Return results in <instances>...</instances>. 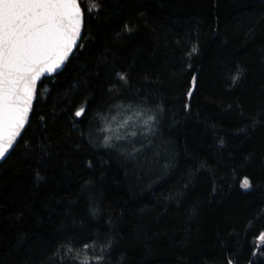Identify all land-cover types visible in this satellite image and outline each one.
<instances>
[{
    "label": "trees",
    "instance_id": "trees-1",
    "mask_svg": "<svg viewBox=\"0 0 264 264\" xmlns=\"http://www.w3.org/2000/svg\"><path fill=\"white\" fill-rule=\"evenodd\" d=\"M79 2L0 163V264H264V0Z\"/></svg>",
    "mask_w": 264,
    "mask_h": 264
},
{
    "label": "snow or ice",
    "instance_id": "snow-or-ice-1",
    "mask_svg": "<svg viewBox=\"0 0 264 264\" xmlns=\"http://www.w3.org/2000/svg\"><path fill=\"white\" fill-rule=\"evenodd\" d=\"M83 19L78 0H0V159L29 121L37 82L68 60ZM85 114V107L75 112ZM258 239L264 242V234Z\"/></svg>",
    "mask_w": 264,
    "mask_h": 264
},
{
    "label": "rangeland",
    "instance_id": "rangeland-1",
    "mask_svg": "<svg viewBox=\"0 0 264 264\" xmlns=\"http://www.w3.org/2000/svg\"><path fill=\"white\" fill-rule=\"evenodd\" d=\"M133 115L134 117H129L121 113L118 117L113 118L110 124L105 122L103 131L107 137V144H111L116 139L128 138L134 134V131L146 127L143 122V114L140 111H135ZM135 126L136 128H134ZM243 185L244 180L241 181V187L245 188Z\"/></svg>",
    "mask_w": 264,
    "mask_h": 264
},
{
    "label": "water",
    "instance_id": "water-1",
    "mask_svg": "<svg viewBox=\"0 0 264 264\" xmlns=\"http://www.w3.org/2000/svg\"><path fill=\"white\" fill-rule=\"evenodd\" d=\"M78 2H79V0H78ZM79 3H80V2H79ZM80 6H81V5H80ZM81 9H82V7H81ZM82 12H83V9H82ZM83 17H84V12H83ZM84 23H85V22H84V19H83V25H82V28H81V34H80V36H79L78 39H77V44H76V46H74V48H73V50H72V53L76 50V48L78 47V45H79V43H80V41H81V39H82L83 31H84ZM72 53L70 54V56L72 55ZM70 56H69V58H70ZM69 58H68V60H69ZM68 60H67V61H68ZM67 61H65V63H64L63 65H61V67L57 70L56 73H58L59 71H61V70L64 68V66L66 65ZM56 73H52V74L45 73V74L41 77V80L37 82V87H38L39 83L42 81L43 78L48 77V76H52V75H54V74H56ZM35 99H36V97H35L34 100H33L32 110H33V105H34ZM32 110L29 112V119H30V116H31ZM28 122H29V121H28ZM27 124H28V123H26L25 128H26ZM25 128H24V129H25ZM24 129L22 130L21 135H22ZM19 138H20V136L17 138V142H18ZM17 142H16V143H17ZM15 145H16V144H15ZM10 152H11V150H10ZM10 152H9V153H10ZM9 153L6 154L5 158L9 155ZM5 158L0 159V163H1Z\"/></svg>",
    "mask_w": 264,
    "mask_h": 264
},
{
    "label": "bare ground",
    "instance_id": "bare-ground-1",
    "mask_svg": "<svg viewBox=\"0 0 264 264\" xmlns=\"http://www.w3.org/2000/svg\"><path fill=\"white\" fill-rule=\"evenodd\" d=\"M104 132V131H103Z\"/></svg>",
    "mask_w": 264,
    "mask_h": 264
}]
</instances>
